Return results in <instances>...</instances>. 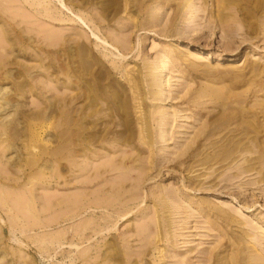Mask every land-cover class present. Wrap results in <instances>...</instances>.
Returning <instances> with one entry per match:
<instances>
[{"label": "rangeland", "instance_id": "rangeland-1", "mask_svg": "<svg viewBox=\"0 0 264 264\" xmlns=\"http://www.w3.org/2000/svg\"><path fill=\"white\" fill-rule=\"evenodd\" d=\"M24 1L0 0V264H264V5L253 30L219 0Z\"/></svg>", "mask_w": 264, "mask_h": 264}, {"label": "bare ground", "instance_id": "bare-ground-1", "mask_svg": "<svg viewBox=\"0 0 264 264\" xmlns=\"http://www.w3.org/2000/svg\"><path fill=\"white\" fill-rule=\"evenodd\" d=\"M21 1H23V0H21ZM39 1L41 2V1H43V0H39ZM44 1H45V0H44ZM44 1H43L42 3H44ZM47 1H48V0H47ZM58 1H59V0H58ZM143 1H144V0H135V2L137 3V4H136V3H135V4H136L137 9H138V10H137V9H136V10H137L138 12H139V10H140L139 8L142 7V6H141L142 3H144ZM145 1H146V0H145ZM183 1H184V4H183L182 8H186L185 10H188L189 8L194 7L195 5H197V3L194 4L197 0H183ZM198 1H199V0H198ZM203 1H204V0H202V2H203ZM213 1H214V0H213ZM24 2L27 3V0L24 1ZM35 2H36V1H35ZM128 2H129V0H128ZM128 2H127V3H128ZM152 2H153V1H152ZM155 2H157V4H159L160 6H162V5H166V6L168 5V6H171V7L173 8V10H174V11H172V12H175V13H177V11H179L180 9H182V8L180 7V6H181L180 3H178L176 6L173 7V6H172L173 0H155ZM174 2H175V1H174ZM219 2H220V5H217L216 7H214V8H215V11H212V12H210V13H212V14H211V15H212L211 17H213V18L215 17V19H216L217 21H219L220 23H222L223 25H225V27H226V25H229V26H230V24H231L230 19L232 20V16H233V15H234L233 18H234L235 16H236L235 18H237V19H235V20H233V21H236L235 23H238V21H237V20H238V17H237L238 15H237V13H236L237 10H235V12H233V13H235V14H233V13H231V12H229V11H231L232 9H240V11H242L243 18H244L246 21L249 22L250 26H252V29H253L254 26H255V28H256V23H255V21H254L253 19L255 18L257 12H258L259 10H261V8L264 7V6L261 7L262 4L264 5V3H263L264 0H243V3L246 4L245 6L242 5L241 0H219ZM48 3H50V2H47V4H48ZM61 3H63V2H61ZM133 3H134V0H133ZM182 3H183V2H182ZM204 3H207V0H205ZM214 3H216V2H214ZM240 3H241V4H240ZM28 4H29V2H28ZM32 4H34V3H32ZM39 4H40V3H39ZM44 4H46V3H44ZM44 4H43V5H44ZM129 4H130V2H129ZM131 4H132V1H131ZM150 4H151V3H150ZM221 4H222V5H221ZM36 5H38V4H36ZM41 5H42V4L38 5V7L41 6ZM50 5H52V4H50ZM133 5H134V4H133ZM146 5H147V3H146ZM146 5H145V6H146ZM154 5H156V4H154ZM173 5H175V4H173ZM207 5H208V4H207ZM33 6H35V5H33ZM45 6H46V5H45ZM45 6H44V8H43V7H42V8H43V9H46L47 7H45ZM63 6H65L66 9H68V8H67V4H64ZM145 6H143V7H145ZM151 6H153V5H151ZM202 6H203V5H200V6H199L200 8H198V7L195 6L197 9L194 7V10H196V11H199L198 9H201V10H202V9L204 8L205 5L203 6V8H202ZM212 6H213V5H212ZM214 6H215V5H214ZM126 7L128 8L127 5H126ZM126 7H125V9H124L125 11H126V9H127ZM131 7H132V6H131ZM131 7H130V8H131ZM134 7H135V6H134ZM146 7H147V9H149V8H148L149 6H146ZM154 7H155V6H154ZM157 7H158V5H157ZM157 7H156V8H157ZM42 8H41V11H42ZM49 8H50V10H51L52 7L48 6V9H49ZM169 8H170V7H169ZM56 9H57V8H56ZM134 9H135V8H134ZM154 9H155V8H153V10H154ZM157 9H158V8H157ZM36 10H38V9H36ZM142 10H143V9H142ZM149 10H150V13H151L152 10H151V9H149ZM192 10H193V8H192L190 11L193 12ZM203 10H204V9H203ZM263 10H264V9H262V11H263ZM39 11H40V10H39ZM41 11H40V13H42ZM51 11H52V10H51ZM128 11H129V10H128ZM131 11H132V9H131ZM182 11H183V10H182ZM182 11H181V12H182ZM210 11H211V10H210ZM233 11H234V10H233ZM43 12H45V11H43ZM48 12H50V11H48ZM48 12H47V9H46V12H45V13H46L47 15H51V14H48ZM52 12H53V11H52ZM138 12H137V14H138ZM144 12H146V10H145ZM179 12H180V11H179ZM260 12H261V11H260ZM45 13H44V14H45ZM152 13H154V12H152ZM152 13H151V14H152ZM53 14H54V13H53ZM53 14H52V15H53ZM128 14H129V13H128ZM130 14H132V13H130ZM130 14H129V15H130ZM135 14H136V13H135ZM148 14H149V13H148ZM151 14H150V15H151ZM171 14H172V13H171ZM177 14H178V13H177ZM240 14H241V13H240ZM52 15H51V18H52ZM129 15H128V16H129ZM141 15H142V14H141ZM156 15H159V13H157ZM231 15H232V16H231ZM262 15H264V12L262 13ZM262 15H261V16H262ZM56 16H57V15H56ZM138 16H139V15H138ZM151 16H152V18L156 17L155 14H154V17H153V15H151ZM177 16H178V15H177ZM179 16H180V15H179ZM261 16H260V17H261ZM129 17H133V19H134V16H133V15H132V16L130 15ZM147 17L149 18V16H147ZM147 17H145L146 20H147ZM159 17H160V15H159ZM159 17H158V18H159ZM49 18H50V16H49ZM53 18H54V17H53ZM53 18H52V19H53ZM56 18H57V17H55L54 19H56ZM150 18H151V17H150ZM152 18H151V19H152ZM176 18H177V17H176ZM176 18H175V19H176ZM261 18L264 19V16L261 17ZM261 18H259V19H261ZM61 19H62V18H61ZM131 19H132V18H131ZM133 19H132V20H133ZM139 19H140V18H139ZM151 19H150V23H151ZM156 19H157V18H156ZM159 19H160V18H159ZM168 19H169V18H168ZM215 19H214V20H215ZM259 19H256V20H259ZM56 20H58V18H57ZM154 20H155V19H154ZM154 20L152 19V21H154ZM216 20H215V21H216ZM240 20H241V19H239V22H241ZM242 20H243V19H242ZM129 21H131V20L129 19ZM133 21H134V20H133ZM158 21H159V20H158ZM158 21H157V22H158ZM229 21H230V22H229ZM253 21H254V22H253ZM142 22H144V21H142ZM145 22H148V21H145ZM228 22H229V24H226V23H228ZM244 22H245V21H244ZM258 22H259V21H257V23H258ZM260 22H261V21H260ZM263 22H264V20H263ZM132 23H135V22H132ZM152 23H155V22H152ZM233 23H234V22H233ZM136 24H140V23H136ZM145 24H147V23H145ZM145 24H144V27L146 26ZM155 24H156V23H155ZM222 24H220V25L222 26ZM249 24H248V25H249ZM254 24H255V25H254ZM141 25H142V24H141ZM151 25H153V24H151ZM157 25H159V23H158ZM136 26H137V25H136ZM164 26H165V25H164ZM229 26H228V27H229ZM142 27H143V26H142ZM163 28H164V27H163ZM167 28H168V27H167ZM222 28H224V27H222ZM255 28H254L253 30H255ZM3 29H4V27H3ZM3 29H2V30H3ZM4 30H5V29H4ZM4 30H3V36H4V38H6L7 36L4 35V34H5V33H4ZM163 30H164V29H163ZM8 31H9V30H7V32H8ZM167 31H168V30H167ZM9 32H10V31H9ZM13 34H15V33H13ZM6 35H7V33H6ZM8 35H9V33H8ZM1 38H2V37H1ZM68 41L71 42V39L68 40ZM68 41H67V43H68ZM118 41H119V40H118ZM124 41H125L124 43H126V40H124ZM64 42H66V39H65ZM121 42H123V41H121ZM60 43H61V42H60ZM60 43H59V44H60ZM67 43H66V45H67ZM127 43H128V42H127ZM61 44H62V43H61ZM62 45H63V46H66L65 43L62 44ZM62 45H61V46H62ZM63 46H62V47H63ZM25 67H26V66H25ZM150 67H151V65H150ZM27 68H29V67H27ZM27 68H26L25 70H27ZM148 68H149V67H148ZM152 68H153V67H152ZM152 68H151V69H152ZM1 69H2V68H1ZM151 69H149V71H153L154 68H153L152 70H151ZM153 72H154V71H153ZM149 73H150V72H149ZM149 73H147V75H146L147 78H148V74H149ZM150 74H151V73H150ZM150 74H149V75H150ZM130 75H131V74H130ZM134 75H135V74H134ZM154 75H157V74L154 73ZM152 76H153V75H152ZM136 77H138V76L136 75ZM136 77H135V78H136ZM154 77H155V76H154ZM154 77H153V78H154ZM131 78H132V77H131ZM133 78H134V77H133ZM133 78H132V80H133ZM138 78H139V77H138ZM138 78H137V79H138ZM156 78H157V76H156ZM129 79H130V78H129ZM148 79H150V78H148ZM151 80H153L152 77H151ZM151 80H150V81H151ZM129 81H130V80H129ZM138 81H141V80H137V83H138ZM150 81L148 80L150 86H152V87H153V86H156V84H155L153 81H152V82H150ZM131 82H132V81H131ZM133 82L135 83L136 81H133ZM134 83H132V85H133ZM140 83H141V82H140ZM134 85H135V84H134ZM138 85H139V84H138ZM138 85L136 84V85H135L136 87H135V86H134V87L137 88ZM140 85H141V84H140ZM140 85H139V86H140ZM148 86H149V85H148ZM150 86H149V87H150ZM130 87H131V86H130ZM132 87H133V86H132ZM156 87H157V86H156ZM135 88H134V90H135ZM137 89H138V91L135 90V93H136V91L139 92V88H137ZM140 90H141V89H140ZM151 90H152V88L149 89V93H150ZM203 90H204V89H203ZM158 91H159V90H158ZM205 91H207V89H205ZM151 92H152V93H150V94L153 95L154 97H156V98H155V100H156L157 97H158L157 89H156V91L152 90ZM132 93H133V92H132ZM206 93H207V92H206ZM211 93H212V92H211ZM220 93H221V92H219V93H215V94H217V96L215 95V97H219L220 95H218V94H220ZM138 94H139V93H138ZM141 94H143L142 91H141L140 95H141ZM144 94H145V93H144ZM144 94H143V96H144ZM150 94H149V95H150ZM209 94H210V93H209ZM76 95H77V94H76ZM76 95H75L74 97H77ZM128 95H129V94H128ZM133 95H135V94L133 93ZM140 95H139V96H140ZM159 96H160V95H159ZM221 96L223 97L224 95L221 94ZM74 97H72V98H74ZM135 97H136V96H135ZM140 97H141V96H140ZM140 97H139V98H140ZM213 97H214V95H213ZM78 98H79V97H78ZM78 98H75V99H78ZM139 98H138V99H135V100H138V101H139V100H140ZM143 98H144V97H143ZM219 98H220V97H219ZM224 98H225V96H224ZM220 99H223V98H220ZM225 99H226V98H225ZM141 100H142V99H141ZM141 100H140V101H141ZM138 101H137V103H138ZM140 101H139V103H140ZM139 103H138V104H139ZM142 103H143V102H141V104H142ZM142 105H143V104H142ZM144 105H145V104H144ZM144 105H143V106H144ZM242 110H243V109H242ZM144 112L147 113L146 111H144ZM150 112H151V111H150ZM150 112H149V113H150ZM145 113H144V115H146ZM151 113H152V112H151ZM151 113H150V116H149V114H148V115H146V116L143 115V118H140V120L142 119L141 124H140L141 127H140L139 124H138V126L141 128V130H140V134H139V135H140L142 141H149V144L152 143V142H151V140H152L151 138H152V137H150V136H152V134H153V133H152V130H151L152 128H149V127H148V124H149L150 127L152 126V125H150V123H149V122H151V121H150ZM156 113H158V112H156ZM160 113H161V117H163V115H162L163 112H162V111L159 112V116H160ZM141 114H142V113H141ZM165 114H166V113H165ZM141 116H142V115H141ZM149 117H150V118H149ZM163 118H164V117H163ZM151 119H153V114H152V118H151ZM162 120H163V119H161V121H162ZM164 120H165V122H166V119H164ZM163 122H164V121H163ZM133 124H134V123H133ZM161 124H162V122H161ZM164 124H165V123H164ZM166 124H167V123H166ZM166 124H165V125H166ZM251 124H252V123H251ZM251 124H250V125H251ZM255 125H256V124H255ZM127 126H128V125H127ZM130 126H131V125H130ZM130 126H129V127H130ZM132 126H133V125H132ZM162 126H163V125H162ZM260 126H261V125H260ZM256 127H257V126H256ZM256 127H255V128H256ZM257 129H258V128H257ZM257 129H256V130H257ZM247 130H248V128H247ZM252 130H253V129H252ZM137 131H138V133H139V130H137ZM149 131H151V132H149ZM248 131H249V132L251 131L250 127H249V130H248ZM253 131H254V130H253ZM260 131H261V129L258 130L257 132H255V133H256V137L261 133ZM129 132H130V131H129ZM132 132L134 133V131H132ZM132 132H131V133H132ZM199 132H200V131H199ZM131 133H128V136H129V134H131ZM133 133H132V134H133ZM138 133H135V134H138ZM199 134H200V133H199ZM195 135H196V134H195ZM131 136H132V135H131ZM131 136H130V138H131ZM136 136H138V135H136ZM134 137H135V136H134ZM140 137H139V139H140ZM149 137H150V138H149ZM148 138H149L150 140H148ZM145 139H146V140H145ZM195 140H196V139H195ZM190 141H191V140H190ZM251 141H252V140H251ZM254 143H256V144L258 145L256 138H255V140H254ZM193 144H194V143H193ZM187 145H189V144H187ZM242 145H243V144H242ZM242 145H241V148L238 149V151L240 150V151H242V152H247V153L251 151L252 147H251V149H250L249 145H247L248 147H246V146H242ZM239 146H240V145H239ZM239 146H237V147L239 148ZM262 146H263V145H261L260 147H262ZM187 147H189V146H187ZM187 147H185V148H187ZM63 149H65V148H63ZM234 149L236 150V148H233V150H234ZM261 149H262V151H264V148H261ZM183 150H184V149H183ZM230 150H231V151H227V155L231 154V152L233 151L232 148H231ZM235 150H234V151H235ZM236 151H237V150H236ZM238 151H237V152H238ZM253 151H254V149H253ZM61 152H62V151H61ZM182 152H183V151H182ZM228 152H230V153H228ZM56 153H57V152H56ZM183 153H184V152H183ZM217 153H218V155L220 154L219 152H217ZM235 153H236V152H235ZM247 153H246V154H247ZM250 153H252V152H250ZM258 153H259V152H258ZM262 153H263V152H262ZM179 154L181 155L182 153L179 152ZM214 154H216V152H215ZM233 154H234V153H233ZM233 154H232V156H233ZM242 154H243V153H242ZM182 155H183V154H182ZM182 155H181V156H182ZM184 155H185V153H184ZM218 155L216 154V156H213V158L217 157ZM234 155H235V154H234ZM244 155H245V154H244ZM178 157H179V156H178ZM258 157H259V156H258ZM261 157H262V156H261ZM229 158H231V157H229ZM263 158H264V156H263ZM245 159H246V158H245ZM258 159L260 160V158H258ZM224 160H225V159H224ZM247 161H248V163H250L249 160H247ZM261 163H262V161H261ZM71 164H72V163H71ZM245 164H247V163H245ZM252 164H253V163H252ZM250 165H251V164H250ZM253 166H254V165H252L251 168H254ZM243 167H245L247 170H250V169L247 168V166H245V165H243ZM249 167H250V166H249ZM241 168H242V167H241ZM246 169L243 168V170H245V171H246ZM260 172H261V171H260ZM2 195H3V194H2ZM2 195H1V197H2ZM34 198H35V197H34ZM165 201H166V200H165ZM26 203H27V202H26ZM81 203H82V202H81ZM91 203H92V202H91ZM165 204H166V202H165ZM167 206H168V205L166 204L165 209H166ZM29 216H30V215H29ZM31 223H32V222H31ZM32 226H33V224H32ZM55 239H56V238H55ZM53 240H54V239H53ZM161 240H162V239H161ZM59 243H60V241H59ZM98 250H99V249H98ZM86 252H87V251H86ZM86 252H83V253H84L83 256H86V255H85V254H87ZM83 253H82V254H83ZM103 254H104V253H103ZM103 254H102V255H103ZM96 258H97V257H96ZM103 259H105V258H103ZM97 260H98V259H97ZM95 263H97V262H95ZM95 263H94V264H95ZM97 264H98V263H97ZM105 264H106V263H105Z\"/></svg>", "mask_w": 264, "mask_h": 264}]
</instances>
